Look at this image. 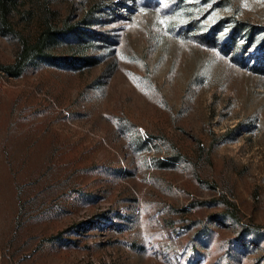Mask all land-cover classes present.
Listing matches in <instances>:
<instances>
[{"label":"rangeland","instance_id":"1","mask_svg":"<svg viewBox=\"0 0 264 264\" xmlns=\"http://www.w3.org/2000/svg\"><path fill=\"white\" fill-rule=\"evenodd\" d=\"M260 50L264 0H0V264H264Z\"/></svg>","mask_w":264,"mask_h":264},{"label":"trees","instance_id":"2","mask_svg":"<svg viewBox=\"0 0 264 264\" xmlns=\"http://www.w3.org/2000/svg\"><path fill=\"white\" fill-rule=\"evenodd\" d=\"M4 24L6 25V23ZM244 30L248 32L249 37H252L255 32L254 28H252L251 26L244 28ZM235 32L236 30L232 32V35H234ZM47 37H48L47 35H45L44 33H41L37 37V39L32 43L21 40V45L19 48V53H18L16 61L14 62L13 65L3 67V70L13 76L19 75L29 60L33 58L41 57L44 55ZM229 46H232V45H228L227 48H229ZM260 51L263 52L264 50H260Z\"/></svg>","mask_w":264,"mask_h":264},{"label":"built area","instance_id":"3","mask_svg":"<svg viewBox=\"0 0 264 264\" xmlns=\"http://www.w3.org/2000/svg\"><path fill=\"white\" fill-rule=\"evenodd\" d=\"M94 264H98V263H97V261H96V262H94Z\"/></svg>","mask_w":264,"mask_h":264}]
</instances>
